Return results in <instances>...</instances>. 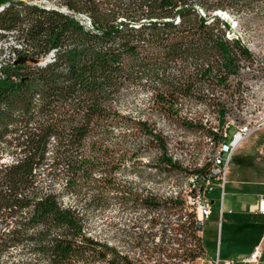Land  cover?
Listing matches in <instances>:
<instances>
[{"label": "trees", "instance_id": "1", "mask_svg": "<svg viewBox=\"0 0 264 264\" xmlns=\"http://www.w3.org/2000/svg\"><path fill=\"white\" fill-rule=\"evenodd\" d=\"M260 1L0 0V42L14 37L21 45L12 47L17 58L0 66V264H181L205 253L195 213H182L183 200L110 179L125 162L124 149L111 142L130 137L129 160L146 142L157 152L153 166L169 176L209 177L211 160L183 167L166 135L123 113L119 99L145 79L153 83V103L170 118L185 100L216 106L222 128L207 135L219 141L222 95L234 99L240 91L231 78L254 59L217 12ZM51 53L53 60L37 62ZM182 123L204 128L193 119ZM111 190L148 211L147 259L89 233V212L106 210ZM177 214L176 226L165 221ZM14 249L27 256L14 258Z\"/></svg>", "mask_w": 264, "mask_h": 264}, {"label": "rangeland", "instance_id": "2", "mask_svg": "<svg viewBox=\"0 0 264 264\" xmlns=\"http://www.w3.org/2000/svg\"><path fill=\"white\" fill-rule=\"evenodd\" d=\"M219 12L221 14H217L230 24L231 37L241 39L254 59L249 67H240L238 77L231 78L233 88L240 91L234 99L228 94L222 95L227 102L224 121L230 122L228 141L237 132L238 121L250 123L254 130L233 149L225 188L221 186L210 194L214 199L213 215L199 235L203 236L205 248L212 258H217L219 253L222 264L226 260L237 262L244 259L251 253V249L259 245L262 250L259 264H264V220L246 212L255 198L264 195V0L234 7L226 13ZM12 47H19L14 37L0 42V60L11 54ZM24 61L35 62L28 57ZM152 87L153 83L144 79L139 86L125 89L119 99L120 110L154 123L168 138L170 151L183 167L188 170L200 167L213 152L207 142L208 130L212 127L222 128L218 126L217 107L185 100L179 106V115L170 118L153 103ZM183 118L193 119L194 123L202 124L204 128H188L182 123ZM118 138L119 140L113 139L111 146L124 149L125 162L116 173L110 175V179L126 188L133 187L144 195L153 193L163 199L174 197L185 186L186 173L169 176L153 166L157 152L146 146V142L142 141L144 147L140 156L129 160V154L125 150L131 146V139L128 136H124L123 140L119 136ZM120 155L122 156V151L116 152L114 159ZM223 191L225 196L222 212ZM116 195V191H110L111 201L106 210L89 212L88 231L94 238L118 247L130 257L147 259V254L142 249L150 247L144 231L148 227L150 215L139 205L135 207L134 204L118 200ZM64 199L66 202L71 201L66 196ZM188 212L189 209L182 211L183 214ZM177 218L178 214L170 215L165 221L170 219L176 226ZM140 239L142 245L138 246L137 241ZM12 255L16 259L27 256L21 249H14ZM148 263L156 264L152 260ZM200 263L196 259L191 264Z\"/></svg>", "mask_w": 264, "mask_h": 264}, {"label": "built area", "instance_id": "3", "mask_svg": "<svg viewBox=\"0 0 264 264\" xmlns=\"http://www.w3.org/2000/svg\"><path fill=\"white\" fill-rule=\"evenodd\" d=\"M224 13L226 12L224 11ZM84 19L88 25L91 24L86 17H84ZM19 47L21 48V45H19ZM10 53L11 54L1 60L13 61L17 58L15 51H11ZM53 56L54 54L51 53L47 57L48 61L53 60ZM229 128L230 122H225L221 131L223 137L219 141H216L211 137H208L207 139L208 144H210L213 149V152L209 157L212 163L209 177H198L196 174L189 176L185 186L180 191H177L174 196L175 198L183 200L184 205L190 211L195 213V224L200 229L197 232V235L201 238L203 236L199 234L213 215L214 199L210 196V194L215 192L221 186L225 188L227 182V172L232 160V151L254 130V127L251 126L250 123L238 121L236 125L237 132L233 136V139L228 141ZM214 130L218 131L219 128H214ZM224 196L225 191H223L222 197V212L224 210ZM253 210L261 215H264V195L259 196V200ZM167 240H169V236L167 237ZM261 257L262 250L260 249V246H256L244 259L237 262L226 260L224 264H259ZM197 259L201 261L200 264H222L219 253L217 258H212L208 254H203ZM181 264H191V262H182Z\"/></svg>", "mask_w": 264, "mask_h": 264}, {"label": "crops", "instance_id": "4", "mask_svg": "<svg viewBox=\"0 0 264 264\" xmlns=\"http://www.w3.org/2000/svg\"><path fill=\"white\" fill-rule=\"evenodd\" d=\"M258 200H259V196H258L257 198H255L254 202H252V203L249 204L248 209L246 210V212H247V213H251V214H253V216H254L255 218L260 219L261 221H263V220H264V215H261V214L255 212V211L253 210L254 207L256 206ZM263 240H264V237H263ZM202 241H203V237H202ZM203 244H204V242H203ZM259 246L261 247V245H259ZM204 248H205V245H204ZM252 250H253V249H251V251H252ZM251 251H250V252H251ZM204 254H208V255H210V253L206 250V248H205V253H204ZM210 256H211V255H210ZM211 257H212V256H211Z\"/></svg>", "mask_w": 264, "mask_h": 264}, {"label": "water", "instance_id": "5", "mask_svg": "<svg viewBox=\"0 0 264 264\" xmlns=\"http://www.w3.org/2000/svg\"><path fill=\"white\" fill-rule=\"evenodd\" d=\"M40 61V60H39ZM39 61H37L39 64H45L47 61H48V58H46V59H44L43 61H41V62H39ZM36 62V61H35Z\"/></svg>", "mask_w": 264, "mask_h": 264}, {"label": "bare ground", "instance_id": "6", "mask_svg": "<svg viewBox=\"0 0 264 264\" xmlns=\"http://www.w3.org/2000/svg\"><path fill=\"white\" fill-rule=\"evenodd\" d=\"M218 14H221V12H217ZM222 13H223V11H222Z\"/></svg>", "mask_w": 264, "mask_h": 264}]
</instances>
